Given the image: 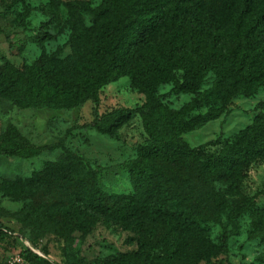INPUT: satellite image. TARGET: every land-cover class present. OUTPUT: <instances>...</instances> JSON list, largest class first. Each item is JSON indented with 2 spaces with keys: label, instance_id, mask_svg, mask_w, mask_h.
Listing matches in <instances>:
<instances>
[{
  "label": "trees",
  "instance_id": "16d2710c",
  "mask_svg": "<svg viewBox=\"0 0 264 264\" xmlns=\"http://www.w3.org/2000/svg\"><path fill=\"white\" fill-rule=\"evenodd\" d=\"M23 5L21 21L29 13ZM37 9L45 21L31 42L40 54L20 66L2 58L0 100L18 110L35 111H70L88 102L93 105L89 127L110 138L137 114L147 143L138 149L137 158L122 165L131 194H106L97 172L64 152L27 178L2 181L3 195L33 199L29 213L37 222H49L55 235L67 242L74 233L90 234L101 220L136 229L143 236L142 251L119 262L197 263L225 254L226 236L212 244L199 226L198 210L208 201L226 210L229 199L217 191L196 195L191 177L207 187L241 183L249 166L264 156V115L258 114L216 155L203 158L181 136L212 119L211 114L189 116L203 104L198 99L172 111L163 98L199 93L209 73L215 80L201 94L208 105L264 90V0H100L95 7L91 1L50 0ZM65 33L69 56L45 51V43ZM125 76L143 95V104L100 115L101 89ZM169 83L172 88L161 96L159 88ZM46 149L26 142L12 126L0 135V155L30 159ZM246 209L252 211L249 236L264 247V205ZM15 240L0 224V245L12 249ZM38 251L42 256L22 245L19 253L25 264H51L45 252Z\"/></svg>",
  "mask_w": 264,
  "mask_h": 264
},
{
  "label": "rangeland",
  "instance_id": "374dc122",
  "mask_svg": "<svg viewBox=\"0 0 264 264\" xmlns=\"http://www.w3.org/2000/svg\"><path fill=\"white\" fill-rule=\"evenodd\" d=\"M22 1L29 8L24 21L18 16L25 7L23 3L0 0V26L3 30L0 35V66L2 58L20 66L22 63H31L40 54V49L31 42V38L45 21L37 8L50 0ZM79 1H91L92 7L100 2ZM44 49L48 53L58 52L61 58L69 56L66 33L45 43ZM175 76L180 80L182 73L177 71ZM214 80L215 76L209 73L199 93L170 94L163 98V105L172 111L198 99L203 104L193 109L189 116L211 114L212 119L181 136L203 158L216 155L224 145L234 142L258 114L264 115L262 89L251 97H234L228 102L217 99L209 105L205 104L201 94L212 87ZM171 88V83L166 84L159 88L158 93L166 95ZM143 102V95L133 87L130 77L125 76L101 89L97 111L104 115L117 109L134 110L141 107ZM92 109L93 105L86 102L70 111L18 110L0 100V135L12 126L29 144L48 147L39 156L30 159L0 155V183L27 178L32 172L41 169L45 162L55 161L60 154L71 152L89 170L97 172L98 184L103 192L115 196L131 194L129 176L122 165L137 158L138 149L147 143L141 119L137 114L134 115L117 131L115 138H110L89 127L93 120ZM191 181L194 193L198 196L217 191L226 194L229 199L230 207L226 210L215 209L210 201L198 210L199 218L203 219L199 221L200 228L206 231L209 241L214 245H218L226 236L227 252L208 261L194 263L191 260H175L172 264H264L263 245L258 239L249 236L252 211L246 209L251 204L254 208L264 205V156L249 166L239 184L214 183L207 187L193 176ZM34 205L33 199L8 198L0 190V224L16 238L12 249L0 245V264H10L11 256L20 251L26 241L45 252L51 264H130L119 260L125 255L142 251L143 236L139 231L105 220L99 221L90 234L81 236L74 233L72 241L67 242L55 235L49 222L35 220L29 213Z\"/></svg>",
  "mask_w": 264,
  "mask_h": 264
},
{
  "label": "built area",
  "instance_id": "2783aa9c",
  "mask_svg": "<svg viewBox=\"0 0 264 264\" xmlns=\"http://www.w3.org/2000/svg\"><path fill=\"white\" fill-rule=\"evenodd\" d=\"M23 245L26 248H28L29 250H31L32 252L37 253L38 255L42 256V254L38 250L34 249L29 242L26 241V242H24ZM10 264H25L23 262V259H22L21 255H20L19 251L15 252L11 256V258H10Z\"/></svg>",
  "mask_w": 264,
  "mask_h": 264
}]
</instances>
